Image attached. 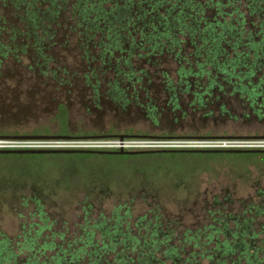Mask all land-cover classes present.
I'll return each mask as SVG.
<instances>
[{
	"label": "rangeland",
	"instance_id": "1",
	"mask_svg": "<svg viewBox=\"0 0 264 264\" xmlns=\"http://www.w3.org/2000/svg\"><path fill=\"white\" fill-rule=\"evenodd\" d=\"M2 2L4 7L0 9V16L5 21V48H0L1 135L35 136L45 129L49 130V136L56 135L59 129L54 103L56 101L58 105L69 98L72 135L83 132L91 134L89 137L115 136L132 129V136L141 137L264 138V120L249 115L238 105H234L236 113L233 115L215 111L212 117H205L206 111L194 113L188 107L177 113L157 109L150 114L142 102L137 106L139 101H134V107L117 111L111 101L104 100L95 110L88 100L91 90L85 85L86 90H82L80 84L86 76L83 72L86 64H94L97 58L80 48L77 33L65 32L67 25L62 19V30L53 38L55 45L58 43L56 47L45 48L44 52L34 48H12L10 31L22 26L17 21L19 11L14 0ZM140 39L139 36L135 38L138 42ZM190 51L188 49L187 53ZM93 53L100 56L98 50ZM176 58L175 53L149 56L138 50L133 66L149 69L150 63L157 64L162 72L169 71L174 75ZM114 60L118 62L115 57ZM37 66L42 72L49 67L50 74L61 73L60 79L73 85L74 95L71 96L70 90L57 97L52 91L36 92L37 87L33 84ZM110 68L105 66L102 68L104 73L101 72L108 75ZM160 84V79H156L157 88ZM142 98L141 101L150 102L145 96ZM214 108L218 109V106ZM2 169L0 185L5 188L0 190V240L9 239L13 245H21L27 238L37 235L40 247L53 242L63 244L67 251L76 252L90 236L94 245H110L114 237L110 234L117 227L131 238L138 237L139 231L143 234L138 224L154 222L156 216L172 227L174 238H180L188 232L199 234L215 217L240 216L254 206L264 207L262 156H147L51 159L34 163L0 159ZM29 176L33 180L41 177V188L32 185L27 180ZM4 180L6 182H2ZM11 183L17 186L13 194ZM218 210L222 212L220 215ZM263 221V218H257L256 226ZM122 239L120 237L118 242L122 243ZM200 241L203 242L202 237ZM93 250L94 247L88 249ZM53 256V252H47L42 258ZM136 256V251L119 244L103 257L124 261ZM201 262L209 264L208 261Z\"/></svg>",
	"mask_w": 264,
	"mask_h": 264
},
{
	"label": "trees",
	"instance_id": "2",
	"mask_svg": "<svg viewBox=\"0 0 264 264\" xmlns=\"http://www.w3.org/2000/svg\"><path fill=\"white\" fill-rule=\"evenodd\" d=\"M99 13L101 14V37L103 55L109 58L118 56V61L125 60L124 65L127 71H117V77L122 78L125 82L133 85L140 84V72L131 65V57L138 50L133 34L129 30L131 22H135L136 33L138 31L141 39H145L148 44L150 55L165 53H175L180 58V64L175 71V75H170L166 71L162 72L161 78L165 83L159 99V105L164 107V99L168 98L166 107L173 106L175 109L181 108L179 105L180 98L187 102L186 95L192 97L190 106L202 113L205 117H212L215 109L222 115H233L236 113L235 106H240L241 110L248 112L249 115L255 116L260 121L264 120V0H115L113 6L101 0ZM88 2H86L87 7ZM109 5L108 7H106ZM92 9H85L90 12ZM100 17V18H101ZM251 19L252 21H249ZM254 30H250V28ZM133 37V38H132ZM180 37V39H179ZM133 39V41L131 40ZM136 38V37H135ZM130 46L131 49H127ZM167 48V51H164ZM140 49V48H139ZM188 49H191L189 54ZM124 54L128 55L127 57ZM118 82L115 87L117 90V99L119 102L124 101L123 96H128L127 89H123ZM151 94L156 95V85L152 82L148 84ZM164 96V99L162 98ZM131 97H134L131 94ZM136 97H139L136 95ZM127 98V97H126ZM146 102L148 111L153 114L159 109L157 102L149 98ZM140 101V99H139ZM162 103V104H161ZM127 101H124L126 106ZM220 105V106H219ZM211 108V110H209ZM68 111L64 106L60 107L58 119L62 122L61 130L57 136L71 137H89V133H72L67 128ZM132 132L125 131V136H132ZM49 131L35 134L36 136L49 135ZM93 135V134H92ZM121 135V134H118ZM0 136H17V134H0ZM224 155L237 154H155L141 156H108V155H0V159L12 161H26L34 163L36 161H48L51 159L66 160H88L94 158H142L147 156L185 158V157H217ZM245 157L262 156L264 154H239ZM3 173V169L0 170ZM41 178V177H40ZM28 177L31 184L40 187V179ZM2 182H6L5 180ZM0 185V190L3 189ZM17 186L11 183V194L15 193L13 189ZM19 188V187H18ZM18 191V190H17ZM155 212V210H154ZM159 218L156 216L155 225L158 224ZM119 221V219H118ZM144 221L141 219V222ZM151 224V221H149ZM139 229H143L141 223ZM114 233V234H113ZM110 245L93 244L92 236L83 242V246L76 252H71L63 248V244L44 243L39 245V237L27 238L21 245H13L9 239L0 240V264H165L162 259L153 255H145V247H154V244L147 245L141 232L138 237H132L127 233H121L117 227L111 232ZM116 235V236H115ZM156 235V234H155ZM122 237V243L118 239ZM211 240V239H210ZM199 242V240H197ZM122 244L124 247L133 245L134 251L137 252L135 258H129L122 261L120 258L110 261L103 256L110 254L117 245ZM186 245H182V248ZM195 247L204 248L207 251L208 262L221 264L218 258L219 252L222 257L230 253L231 247L226 243H217L213 251L205 249L208 245L195 244ZM93 251H88L93 248ZM262 259L258 258V250L254 257L247 255V264H264V243L260 246ZM259 247V248H260ZM128 249V248H127ZM159 249L157 247L156 251ZM182 250V249H181ZM250 251V249H249ZM47 252H53L54 256L43 259ZM176 252L175 248L170 247L167 250L166 258L171 260L170 253ZM84 254V256L82 255ZM113 254V253H112ZM201 255V254H200ZM194 256V255H193ZM178 257V256H177ZM195 257V256H194ZM106 260V262H104ZM175 264H181L182 260H172ZM194 260L187 259L186 263H192Z\"/></svg>",
	"mask_w": 264,
	"mask_h": 264
},
{
	"label": "flooded vegetation",
	"instance_id": "3",
	"mask_svg": "<svg viewBox=\"0 0 264 264\" xmlns=\"http://www.w3.org/2000/svg\"><path fill=\"white\" fill-rule=\"evenodd\" d=\"M15 1V7H18L19 16L17 17V21L19 24H21V28L12 29L10 31V43L12 48H34L35 51H41L44 52L45 48H52L56 47L55 40L53 39L55 36H57L59 30H62L63 26V20L66 22L65 25H67V28H65V32L69 33H77V41L81 43L80 48H84L87 50V55L94 56L97 59L94 64L89 65L86 64V67L84 68L83 72L86 73L84 79V82L80 84L83 89L86 90L85 86L91 90V98L88 99L91 105L95 107V110L99 107V105L104 102V100H107L108 102L111 101L114 105V108H116L117 111L122 110L125 111L126 109H129V106H133L134 104L136 106V103L134 101H139L137 103V106H139L140 102L147 105L146 101H141V98L145 96V98L149 101V98L159 100V96L162 93V90L164 89L165 83L163 82V79L161 78L162 70L160 66L157 64H149L150 68H135L133 66L134 57H131V65L136 69L137 73L139 74L142 82L141 85L137 84L132 86L131 83L128 84H121L122 82H125L122 78L117 77V71H127V67L124 65V61H113V58H109L108 55H103L101 53L102 47V37H101V14L98 12L101 7V0H14ZM105 1V0H104ZM107 3L111 6L114 5L115 0H106ZM86 2H88L87 7L88 9H92L90 12H85ZM107 5L106 7H108ZM3 2L0 0V9L3 8ZM101 17V18H100ZM63 19V20H62ZM249 21H252L249 19ZM135 22H131L129 26V30L133 34L132 36H139L138 31L135 33ZM250 30H254V28H250ZM4 34H5V21L2 16H0V48H5V40H4ZM135 36V37H136ZM136 41L137 48L139 51H144L149 56H152L148 53L147 50L148 44H145V39H140V42ZM6 38H8V34L6 35ZM133 38V37H132ZM131 40L133 41V39ZM141 38V37H140ZM87 39V41H86ZM98 39V41H97ZM26 43V44H25ZM140 44V45H139ZM55 45V46H53ZM141 48V49H139ZM127 49H131L130 46H127ZM98 50L100 51V56L97 57L93 53V51ZM137 50V51H138ZM136 51V52H137ZM164 51H167V48H164ZM1 52V51H0ZM93 54V55H92ZM126 56V54H124ZM116 60H118V56L115 57ZM177 67H179L180 64H184L185 62L182 61L181 63L180 58L177 57ZM92 61V60H90ZM111 67L108 69V75L103 74L102 68L105 66ZM37 74L35 83L33 84V87L35 88L36 92H47L52 91L54 95L62 96L67 90L71 93V96L74 95V88L73 85L66 82L65 79H60L61 73H51L50 74V68H46V72L41 71V67L37 66ZM47 67V66H46ZM147 68V69H146ZM175 69V71H176ZM103 73H102V72ZM165 72V71H163ZM167 72V71H166ZM171 75V72H167ZM113 76H110V75ZM175 75V74H174ZM2 74L0 73V77ZM156 79H160L161 84L160 87L157 88L156 86V95L153 93L151 94L148 92V89H144L143 87H148V84L152 82L153 85H156ZM121 84V87L123 89H127L128 96H123L127 101L126 106H124V101L119 102L117 99V90L120 89V87H115L117 83ZM71 85V86H70ZM85 85V86H84ZM89 90V91H90ZM161 91V93L159 91ZM131 94L134 95V97H131ZM138 95L139 97H136ZM163 95V99H164ZM127 97V98H126ZM187 97V102L185 100L183 101V98L181 95H179V105L181 108L175 109L173 106L166 107V103L168 98L164 99L165 109L168 111H171L172 113H177L178 111L182 110L184 107L191 108L194 113L195 111L190 106V102L192 100L191 95ZM59 98V97H58ZM143 99V98H142ZM70 99L66 98L64 102H59L57 105V102L55 101V108H56V114H55V121H57L58 129L61 130L62 122L58 119V112L60 110L61 106H64L67 111V128L70 132L72 130L70 129L69 124V118H70ZM133 102V105H132ZM93 106H91V110L93 109ZM54 108V109H55ZM100 108V107H99ZM214 112L217 110H213ZM128 113L130 111H127ZM147 112V111H146ZM219 112V111H218ZM185 115V113H184ZM44 131H49L48 129H45ZM126 131H132V129L126 130ZM78 133V132H77ZM81 133V132H79ZM71 137V136H69ZM262 205L256 207L249 208V211L243 212L240 216H223L220 218L215 217L213 219V222H211L205 229L201 230L194 235L193 232H188V235H182L180 238H174L172 227L169 224H163L159 219L158 224L155 225L156 221L154 222H146L145 225H143V243L144 240L148 243L147 245L154 244V247H145V255H153L159 259H162L165 264H175L172 260L178 261V257L182 260V263H186L187 259L194 260L193 264H202L201 261L206 262L208 261L206 258L209 253L207 251L205 252L204 248H198L195 247V244L200 245H208L205 247L208 251H213V248H215L217 243H226L231 247L230 253L226 255L224 258L222 257V252H219L218 258H220L222 261L226 260L224 263L221 264H247L246 257L247 255H250L254 257L256 255V250H258V258L262 259L263 256L261 254V245L264 243V221L263 223H260L258 226L255 224L257 218H263L264 220V207H261ZM218 214L222 213L221 210H218ZM220 215V214H219ZM168 226V228L166 227ZM156 234V235H155ZM193 237H188V236ZM200 236V238L198 237ZM201 237L203 238V242L200 241ZM224 237V238H222ZM190 238V239H188ZM222 238V239H221ZM211 239V240H210ZM221 239V240H220ZM199 240V242L197 241ZM182 245L184 249L182 248ZM159 246V249L156 251L157 247ZM131 251L134 250L133 245H130ZM175 248L176 252H171L169 255L171 257L170 259L166 258V253L169 248ZM260 247V248H259ZM187 248H190L187 249ZM182 249V250H181ZM250 249V251H249ZM194 251V252H193ZM201 254V255H200ZM195 257H194V256ZM178 256V257H177ZM181 263V264H182ZM192 264V263H187ZM209 264H213V262H209Z\"/></svg>",
	"mask_w": 264,
	"mask_h": 264
},
{
	"label": "built area",
	"instance_id": "4",
	"mask_svg": "<svg viewBox=\"0 0 264 264\" xmlns=\"http://www.w3.org/2000/svg\"><path fill=\"white\" fill-rule=\"evenodd\" d=\"M57 136V135H54ZM0 150L50 151H192V150H264V138H184L70 137L50 139L0 138Z\"/></svg>",
	"mask_w": 264,
	"mask_h": 264
},
{
	"label": "water",
	"instance_id": "5",
	"mask_svg": "<svg viewBox=\"0 0 264 264\" xmlns=\"http://www.w3.org/2000/svg\"><path fill=\"white\" fill-rule=\"evenodd\" d=\"M140 138L141 136H102L99 138ZM148 137V136H146ZM143 137V138H146ZM0 138L8 139H50V138H70L69 136H0ZM264 154V150H192V151H138V152H107V151H44V150H0V155H77V154H89V155H108V156H141V155H155V154Z\"/></svg>",
	"mask_w": 264,
	"mask_h": 264
}]
</instances>
